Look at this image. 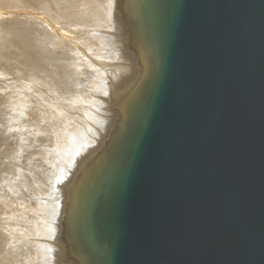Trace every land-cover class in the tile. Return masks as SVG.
<instances>
[{
  "label": "water",
  "instance_id": "1",
  "mask_svg": "<svg viewBox=\"0 0 264 264\" xmlns=\"http://www.w3.org/2000/svg\"><path fill=\"white\" fill-rule=\"evenodd\" d=\"M100 137L57 264H264V0H116Z\"/></svg>",
  "mask_w": 264,
  "mask_h": 264
},
{
  "label": "bare ground",
  "instance_id": "2",
  "mask_svg": "<svg viewBox=\"0 0 264 264\" xmlns=\"http://www.w3.org/2000/svg\"><path fill=\"white\" fill-rule=\"evenodd\" d=\"M93 1L0 0V31L2 30L3 33H6L9 38H12L13 42L18 48L21 46V52H23L24 48V51L27 54L37 51V53L40 54L42 58L45 57L47 65L46 68H43L41 72H43L42 74H44L48 80L49 77L50 79L54 80L55 78H58L60 79L61 84L62 82L63 84L66 82H71L72 84V82L74 83V80L77 79V73H84V76L85 73L88 75L89 73H92V76L97 78V83H95L96 87L92 88L93 91H74L75 89L72 88L74 93L69 96L67 99L68 102L62 101V103L60 100H62L63 97L67 98L66 95L63 93L65 95L64 96L63 94H60V92L54 93L56 88H51L54 87L51 86L53 84L47 83L44 85L45 83H42V81H45L46 79L43 78L45 80H42L41 77L43 75L40 72L39 74H41V76H39L41 79L38 78L39 81L41 80L40 84L46 87L48 85L50 86H48V96H45L40 92H29L33 91L34 89L22 83L18 84L20 89L22 88L24 90H29L27 91L28 93H24V90L22 89V91H16L15 88L13 90L12 86L10 87L7 83L8 76L4 75L3 71H0V104L2 106L0 107V125L4 126H0V185L2 182H4L3 186L6 192H8L10 195L8 197L10 199L9 202H6V200L4 201L5 198H0V264H57L56 244L63 198V187H61V185L62 183L66 182L65 180L68 178L70 172L84 150L93 144L103 132L110 108L106 107L105 104L108 101L107 95L109 96L110 83L113 77L112 71L110 69H112L113 65L114 67H117L120 50L119 37L116 30L114 15L116 0H105V3H103L105 5L103 7H98L99 4L96 5V1L93 4ZM98 2H100V0ZM22 6L32 7L36 13L38 12V15L41 13L46 14V17L49 18L48 21L62 25L64 29L61 27V30H63L65 33L62 31V34L59 33L58 37L54 36L52 31H49L48 29L46 30L44 26L45 23L43 24L38 17L35 21L27 20V24L22 23L24 20L23 15L21 12L17 11L19 7ZM60 25L58 26L60 27ZM88 25H90V28ZM83 26H86L88 30L87 32H89L88 35L86 32V34L84 33L87 35V40H92V43L94 42L93 44L96 46L97 43L95 42L97 41L103 45L102 48L104 47V50H106L107 53L100 52V50L97 48L91 49L92 47H89L93 53L90 51L88 52L96 54V58L98 59L96 61L93 58H86L83 63L81 62L82 59H80V64H84L81 66L78 65L79 63H75V61L78 59H76V53L74 52L75 56L73 54L71 57H75L74 59L76 60L74 61V59H72L73 63L67 61L72 64V66H70V64L66 62V56H69V54H65V50L68 48L65 49L64 46H66V42L68 43L70 40L74 41L79 36L82 37L81 40H84V36H82L81 33L84 30L81 31L80 28ZM92 30L94 31L91 32ZM80 37L78 39H80ZM90 41L88 43H90ZM3 42V38H1L0 34V56L1 54H6L8 52V49ZM26 42H29V48L25 46ZM81 44L82 41L80 42V45ZM88 46L83 45L84 48H88ZM66 47H68V44ZM70 47L72 49L73 45L69 44V48ZM25 60L28 62H26L25 65H29L31 68L30 76L33 75L35 78V75H38L35 72L40 71V67L42 68V66L36 63V61L33 59H29V56L28 58L25 57ZM75 64L76 66L73 67ZM7 68H10L9 65ZM112 70L114 71V69ZM81 78H84L83 81H85V77ZM35 79L37 80V78ZM39 81L37 80L38 83ZM60 82L58 81L56 84H60ZM69 85L70 84H68V86ZM87 85L90 86V83H86L85 86ZM72 86L73 85H71V87ZM77 89L78 88H76V90ZM57 90L60 91L59 89ZM52 94L55 98L50 97ZM78 101H81V103L77 104L76 102ZM84 102L90 103L95 108V111L93 112V109L90 107L89 108L92 111L86 108L84 106L86 105ZM75 103L77 105H75ZM73 107L75 108L73 111L75 110L77 112L75 117H71V114L73 113L71 109ZM47 110H49L48 115H46ZM52 110H56L57 114H54V111L52 112ZM97 110H101V112H97ZM78 111H81L82 113L80 112V114L84 115V117L79 115ZM28 114L30 115V117H28L31 119V121L37 119V121L34 120V122H38L36 125L37 128L35 127L34 129H29L32 127H21L20 129H17L14 127V129L12 127L14 126L17 119H21ZM38 119L40 122L41 120L43 121L46 119L48 122L47 125L51 124L50 126H52L54 121L55 126L57 125V127L56 129L54 128V130L52 127L51 130L49 126L45 125L47 126V131L45 132L43 128L44 121L42 124L39 123ZM18 122L20 121L18 120ZM28 122H30V120ZM27 140L31 141V143H28V147H30L32 143L33 145L40 143L37 145V147L43 144L45 141L47 144L44 143L43 147H48L46 145H51L54 143L53 146H50V150L53 152V154L56 153L55 156L58 155L57 158L55 157L57 159L56 162L58 163L54 162V164L58 166L51 165L52 167L56 166L57 172L54 173L52 171L53 174L50 173V168L48 169V173L44 169V173H42L41 176L43 175L45 177V180L42 178L44 180V184L46 185L45 187L42 182L43 185H41V187L32 186L27 189L28 191L25 192L23 189L25 186L24 181L26 180L27 176L32 175L34 171H43L40 167L39 170H37L39 165L38 162H41L37 161L39 159L38 156H40V153H38V155L36 153V156L34 157H32L30 152L26 155L27 161L26 159L25 161L28 165V168H26L27 170H20L15 168L13 165L17 158L23 156L21 155V150L24 148V146H27L25 145ZM49 141H51V144ZM4 144H7V146ZM3 145L5 148L1 147ZM12 147L14 148L13 150L11 149ZM8 151L11 153L9 152V155L5 156L6 152L8 153ZM4 157L9 158V160H4ZM51 157H53V155ZM24 158L26 157H23V159ZM34 158L36 159L35 162L32 161ZM19 162L17 164H20L22 161L20 163ZM13 168L17 169L16 172L19 177L15 178V180L12 182L13 177H9L6 173L12 171ZM40 180L41 179H39V181ZM32 182H36L37 185V179L36 181L33 180ZM17 183L22 188H19L18 186V188L14 189V184L17 185ZM35 190H37V193H40V195L43 194V197H38L37 195V200L44 198L42 201H35L38 203L37 205L41 206L42 210L45 212V214H40V217L37 216L38 218L36 216L34 217V215L37 214V211L32 207L35 202L32 201L31 198ZM19 196L25 198V200L23 199L24 201L22 200V205L25 204L22 207L17 205L18 201L16 199H22ZM8 198H6L7 201ZM33 219L37 220V222L33 221ZM30 222H36L37 228H28V224H30ZM28 236H31L30 238L32 240L29 239Z\"/></svg>",
  "mask_w": 264,
  "mask_h": 264
},
{
  "label": "rangeland",
  "instance_id": "3",
  "mask_svg": "<svg viewBox=\"0 0 264 264\" xmlns=\"http://www.w3.org/2000/svg\"><path fill=\"white\" fill-rule=\"evenodd\" d=\"M93 1V0H92ZM96 1V5H98V7L99 6H104L105 4H103V3H105V0H103V1H101L100 0V2H101V4H100V2H98L99 0H94L93 1V4H94V2ZM17 11H19V12H21L22 13V15H23V22L22 23H24V24H27L28 23V21L27 20H31V21H35L36 20V18L38 17L40 20H41V22L44 24L45 23V28H46V30L48 29L49 31H52L51 33L54 35V36H56V37H58V34L60 33V34H62V31L63 30H61L62 28H63V26L62 25H60V24H56L55 22V26H54V23L53 22H50V21H48L49 20V18H47L46 16V14H44V13H41L40 15H38V12L36 13L35 12V10L32 8V7H27V6H22V7H19V9L17 10ZM52 23V24H51ZM0 24H1V22H0ZM52 25V26H51ZM58 25H60V27L58 26ZM1 26V25H0ZM89 26V28H90V25H88ZM57 27H59L60 28V30H59V28H57ZM62 27V28H61ZM81 28V31H83V32H81L82 33V36H84L83 37V39L84 40H81L82 39V37H80V39H78V38H76L74 41L73 40H70L68 43L66 42L65 43V45L67 46V44H68V47H66V46H64V48L66 49V48H68V49H66L65 50V54L66 55H68L69 54V56L71 57V55H73L74 54V56H75V53H76V59H78L77 61H75L76 59H74L75 57H71V59H70V57L69 56H66V58H67V60H66V62L67 61H70L71 63H73V61H72V59H74V61H75V63H79L78 65H81V66H83L84 64H80V59H82L81 60V62L83 63V61H85V59L86 58H90V59H94V60H96L97 61V59L98 58H96V54H92L93 53V51H91L90 50V48L89 47H92L91 49H95V48H97L98 50H100V52H106V50H104V47L102 48V46L103 45H101L100 43H98L97 41L95 42V43H97V46L95 45V44H93L92 43V40L90 41V40H87V35H88V33L89 32H87L88 30H87V27L86 26H83V27H80ZM64 29V28H63ZM66 30V29H65ZM61 31V32H60ZM94 30H92L91 32H93ZM87 33V35H85L86 33ZM63 33H65L64 31H63ZM85 33V34H84ZM0 34H1V38H3V43L5 44V46L7 47V49H8V52L6 53V54H1V56H0V71H3L4 72V75H6V76H8L7 77V83L9 84V86L11 87L12 86V88H13V90H14V88L16 89V91H22V90H24V89H20V86L18 85V84H25V85H27V86H30L31 88H33L32 90L33 91H29V90H24L23 92L25 93V92H27V91H29V92H40V93H42V94H44L45 96L47 95L48 96V86L46 87V86H44V85H46L47 83L48 84H53V85H51V86H54V87H51V88H56L55 90H54V93L56 92V93H59L60 92V94H65L66 95V97L67 98H65V97H63V99L62 100H60V102H62V101H64V102H68L67 101V99L69 98V96L71 95V94H73L74 93V91H93L92 90V88H94V87H96V84L95 83H97V78L96 77H93L92 76V73H89V75L87 74V73H85V76H84V73L82 74V73H80V74H82V75H80L79 73H77L76 75H77V79H75L74 80V83L72 82V84H71V82L70 83H68V82H66V83H64L63 84V82H62V84H61V82H60V79H58V78H55V80L54 79H50V77H49V80L46 78V76L44 75V74H42L43 72H41L42 71V69L44 68H46V65H47V61L45 60V57L44 58H42V56L40 55V54H38L37 53V51H34L33 53L32 52H30L29 54H27L25 51H24V48H23V52H21V46H20V48H18L16 45H15V43L13 42V40H12V38H9L8 36H7V34L6 33H3V31L1 30L0 31ZM3 35V36H2ZM81 35V34H80ZM56 37H54V38H56ZM79 42H78V41ZM73 41V42H72ZM77 41V42H76ZM82 41V44L80 45V42ZM90 41V43H88ZM93 41H95V40H93ZM83 43H85V44H83ZM92 43V44H91ZM69 44H72L73 45V47H72V49H71V47L69 48ZM83 45L85 46H88V45H90V46H88V48H84L83 47ZM92 45V46H91ZM25 46L26 47H28L29 48V42H26L25 43ZM75 46V47H74ZM95 46V47H94ZM73 48H75V49H73ZM76 49H78V50H76ZM102 49V50H101ZM86 50V51H85ZM104 50V51H103ZM73 51V52H72ZM78 53H77V52ZM88 51H90V52H92V53H90V52H88ZM75 52V53H74ZM90 53V54H89ZM107 53V52H106ZM79 54V55H78ZM85 54V55H84ZM25 55V56H24ZM27 55V56H26ZM80 55H82V56H80ZM91 55H93V56H91ZM28 56H29V59H33L34 61H36V63H38V64H40L41 66H42V68L40 67V71H36L35 72V70H34V72L35 73H37L38 75H35V78H37V80L39 81V79H41L42 78V80H45V81H49V82H51V83H49L48 81L47 82H45V81H42V83L44 82L45 84L44 85H42V84H40L41 82V80L39 81V83L37 82V80L33 77V75H31L30 76V73H31V68L29 67V65L27 66V65H25V63L27 62V60H25V57L26 58H28ZM95 56V57H94ZM69 57V58H68ZM84 58V59H83ZM70 62H67L68 64H70ZM28 63V62H27ZM8 67V65H9V67L10 68H7L6 66ZM70 66H72V64H70ZM76 66V64L75 65H73V67H75ZM116 67V66H115ZM114 67V65L112 66V69H114V71L112 70V69H110L111 71H112V79H111V83H110V88H109V96L107 95V103H105L106 104V107H111V103H112V88H113V80H114V76H115V72H116V68ZM39 72L43 75L41 78H40V76H41V74H39ZM40 75V76H39ZM10 76V77H9ZM38 76V77H37ZM85 77V81H83L84 80V78H81V77ZM90 76V77H89ZM52 77V76H51ZM12 78V79H11ZM34 78V79H33ZM39 78V79H38ZM43 78H45V79H43ZM15 79V80H14ZM80 79V80H79ZM88 79V80H87ZM57 80V81H56ZM56 81V82H55ZM58 81L60 82V84H56V83H58ZM89 81H91V82H89ZM11 82V83H10ZM81 82V83H80ZM76 83V84H75ZM86 83H90V86H85L86 85ZM68 84H70L69 86H68ZM61 87H60V86ZM71 85H73L72 87H71ZM14 86V87H13ZM66 86V87H65ZM76 86V87H75ZM83 86H85V87H83ZM10 87H9V89H10ZM50 87V86H49ZM83 87V88H82ZM87 87V88H86ZM11 88V89H12ZM19 88V89H18ZM62 89V92H61V89ZM64 88V89H63ZM75 89L74 91H73V89ZM76 88H78L77 90H76ZM18 89V90H17ZM57 89H59L60 91H58ZM69 89V90H68ZM87 89V90H86ZM91 89V90H90ZM64 90V91H63ZM71 90V91H70ZM66 91H67V93H66ZM28 93V92H27ZM63 94V95H64ZM64 95V96H65ZM27 97V96H26ZM50 97H54V95L52 94V95H50ZM34 98V97H33ZM55 98V97H54ZM35 99V98H34ZM54 100V99H53ZM66 100V101H65ZM34 103V102H33ZM63 103V102H62ZM77 104L79 103H81V101H78V102H76ZM75 103V105H77ZM84 104H86V105H84L86 108H88V109H90V108H92L93 109V112L95 111L94 109V107L90 104V103H86V102H84ZM6 105V104H5ZM0 107H2L1 106V104H0ZM90 107V108H89ZM27 108V107H26ZM29 109V108H28ZM73 109H75L74 107L71 109V111L73 112H71L70 114H71V117L73 116V117H75L76 115H77V112L74 110L73 111ZM46 110V109H45ZM45 110H44V114H45ZM49 110H51V109H49ZM49 110H47L46 112V115H48V113H49ZM91 110V109H90ZM54 110H52V112H53ZM92 111V110H91ZM109 111H110V108H109ZM27 112H28V110H27ZM57 111L55 110L54 111V114H57L56 113ZM81 112V111H80ZM80 112L78 111V113H79V115H81L80 114ZM97 112H101V110H97ZM82 113V112H81ZM30 117V115L28 114L27 116H25V117H23V118H19V119H17L16 121H15V124H14V126H12L13 128L15 127V128H17V129H20L21 127L22 128H24V127H32V128H29V129H34L35 127H36V125L38 124V122L36 123V122H34V120H32L31 121V119L29 118ZM81 116H83L84 117V115H81ZM18 120L20 121V122H18ZM23 120V121H22ZM30 120V122H28ZM35 121H37V119L35 120ZM38 121H39V119H38ZM43 121H44V124H43ZM41 120V122L39 121V123H42L43 124V128H44V131L46 132L47 131V126H49L50 128H51V130H52V127H53V130H54V128L56 129V127H57V125L55 126V123H54V121H53V124H52V126H50L49 124L47 125V121H46V119H44V120ZM32 122V123H31ZM34 123H36V124H34ZM31 125V126H30ZM45 125H47V126H45ZM0 126H2V127H4L3 125H0ZM48 127V128H49ZM14 128V129H15ZM37 128V127H36ZM42 142H44V141H42ZM47 142H48V140H47ZM8 143V142H7ZM28 143H31V141L30 140H27V142H26V144L25 145H27V146H24V148L21 150V155H23V156H21L20 158H17V160H15L14 161V163H13V165L15 166V168H18V169H20V170H27L26 168H28V165L26 164V161H27V154H29V152L31 153V155H32V157H34V156H36V153H37V155H38V153H40V156H38L39 157V159L37 160V161H41V162H38L39 163V165H38V168H37V170H39V167L40 168H42V170L43 171H41V170H39V171H37V172H33V174L32 175H29V176H27V178H26V180L24 181L25 182V186H24V189H23V191H28L27 189L28 188H30V187H35V186H37V187H41V185H43L44 184V176L42 175L41 176V174L42 173H44V169L46 170V172L48 173V169L50 168L51 169V174H53L52 173V171L54 172V173H56L57 171H56V166H58V165H56V164H54V162H56L57 161V156H55L56 155V153H54L53 154V152H51V147L50 146H53V144L54 143H52L51 144V141H49V143L51 144V145H46V146H48V147H43V144L45 143V144H47L46 143V141L43 143V144H41V145H39L38 147H37V145L38 144H40V143H37V145H33V143H32V145L30 146V147H28L29 146V144ZM35 144V143H34ZM4 145H6L7 146V144H4ZM1 146V147H3V148H5V146ZM34 148V149H33ZM48 148V149H47ZM12 150L14 149L13 147L11 148ZM32 149V150H31ZM28 150V151H27ZM9 152L10 151H8V153L6 152V154H5V156H7V155H9ZM44 152V153H43ZM47 152V153H46ZM11 153V152H10ZM53 155V157H51ZM11 157H13L12 155H10ZM46 156V157H45ZM48 156V157H47ZM23 157H26V158H24L23 159ZM56 157V158H55ZM36 158V157H35ZM33 159L32 161L33 162H35L36 161V159ZM56 160H55V159ZM4 160H6V161H8L9 160V158H6V157H4L3 158ZM15 159V158H14ZM23 159V160H22ZM25 159H26V161H25ZM21 163H20V162ZM53 161V162H52ZM20 163V164H17V163ZM51 162H52V164H51ZM48 163V164H47ZM56 163H58V162H56ZM17 164V165H16ZM22 165V166H21ZM42 165V166H41ZM51 165H56V166H54V167H52ZM24 166H25V168H24ZM32 167H34V166H32ZM48 167V168H47ZM15 168H13V170L12 171H10V172H7L6 174L9 176V177H13V179H12V182L15 180V178H18L19 176L17 175V172H16V170L17 169H15ZM24 168V169H23ZM54 169H55V171H54ZM14 170H15V172H14ZM11 175V176H10ZM30 176H32V177H30ZM39 176V177H38ZM33 178V179H32ZM44 180H43V179ZM36 179H37V185H36V182H32L33 180L34 181H36ZM39 179H41L40 181H39ZM31 180V181H30ZM67 180V179H66ZM65 180V181H66ZM42 182H43V184H42ZM34 183H35V185H34ZM40 183V184H39ZM39 184V185H38ZM64 184H65V182L64 183H62V185H61V187H63L62 188V192H63V189H64ZM4 182H2V184L0 185V194H3V195H0V198L2 197L3 199H4V201L6 200V202H9L10 201V199L8 198L10 195L8 194V192H6V190H5V188H4ZM15 185V186H14ZM13 186H14V189L15 188H18V186H19V188L21 187L20 185H18V183H17V185L16 184H14ZM31 185V186H30ZM46 185L44 184V187H45ZM22 188V187H21ZM4 191H3V190ZM5 193H6V195H5ZM16 193V192H15ZM63 194V193H62ZM34 195V196H33ZM32 196H31V198H32V201H42L43 199L42 198H40V199H38L37 200V198L40 196H42L43 197V194H41L40 195V193H37V190H35V192H34V194H33ZM37 195H38V197H37ZM36 196V197H35ZM20 197V196H19ZM6 198H8V201H7V199ZM20 198H22V197H20ZM25 200V198H22V199H19V198H17L16 200L18 201L17 203V205L19 206H23V205H25V204H23L22 205V200ZM23 200V201H24ZM3 201V202H4ZM20 202V203H19ZM25 203V202H24ZM38 203H36L35 202V204L32 206L37 212V214L36 213H34V214H36V215H34V217L36 216H38V217H40V214H42V213H44L45 214V212H44V210H42V207L41 206H39V205H37ZM18 208H20V207H18ZM39 209V210H38ZM41 209V210H40ZM33 217V218H34ZM37 217V218H38ZM33 221H36L37 222V220H35V219H33ZM36 222H30V224H31V226H30V224H28V228H30V229H35V228H37V225H36ZM35 224V225H34ZM29 237V239H31L30 237L31 236H28ZM40 237V236H39ZM24 238V237H23ZM32 240V239H31ZM34 240V239H33Z\"/></svg>",
  "mask_w": 264,
  "mask_h": 264
}]
</instances>
